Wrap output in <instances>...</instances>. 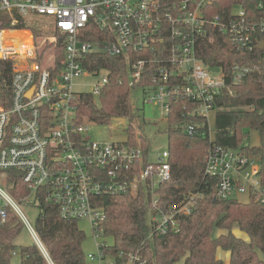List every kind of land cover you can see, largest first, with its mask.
Here are the masks:
<instances>
[{"label": "built area", "instance_id": "2783aa9c", "mask_svg": "<svg viewBox=\"0 0 264 264\" xmlns=\"http://www.w3.org/2000/svg\"><path fill=\"white\" fill-rule=\"evenodd\" d=\"M213 1L0 0V25L5 18L10 20V27H0V59L11 63L10 103L0 105V174L19 171L14 175L28 191L17 199L7 189V181L0 184V220L12 210L49 264L53 263L20 202L53 203L63 218L85 220L93 229L106 217L97 200L100 194H142L148 204V226L159 234L176 231L177 216L192 210L197 194L168 209L159 206L157 187L170 177L167 150L150 161L138 141L86 137L87 120L76 119V103L81 92L97 97L108 80V70H89L84 60L89 54L107 53L125 60L129 86L145 89V100L157 103L166 117L170 102L184 99L194 106L188 113L208 121L217 110L216 98L231 94L233 85L257 67L234 63L227 82L222 67L206 65L198 54V40L205 37L206 27L219 28L236 50L251 52L261 43L264 49V0H255L262 12L255 21L248 18L242 3L233 5L228 15L207 16L204 8ZM40 16H46V22L39 21ZM40 27L53 34L39 33ZM13 32H26L28 40ZM58 45L62 46L60 64ZM149 64L163 65L155 68L149 84L140 85ZM215 67L220 69L217 75L210 72ZM101 70V80L89 91L75 90V79ZM180 127L187 133L195 130L192 123ZM131 166L136 170L129 174L126 169ZM260 170L259 161L240 149L212 143L205 155V174L216 179L215 200L245 194L264 204ZM119 256L117 261L100 249L87 254L99 264H146L132 251ZM107 257L114 262H106Z\"/></svg>", "mask_w": 264, "mask_h": 264}, {"label": "trees", "instance_id": "16d2710c", "mask_svg": "<svg viewBox=\"0 0 264 264\" xmlns=\"http://www.w3.org/2000/svg\"><path fill=\"white\" fill-rule=\"evenodd\" d=\"M242 3L251 21L259 20L262 12L256 8L255 0H214L204 8L207 16L228 15L233 5ZM206 10V12H205ZM0 27H10L4 19ZM23 24H19L22 26ZM22 41H27L26 32H13ZM211 40H209V37ZM198 54L208 66H220L230 82V68L234 63L257 70L247 72L240 82L233 85L232 93H223L216 98L214 131L206 117L190 114L194 107L184 99L170 102L167 114L168 161L170 177L159 183V206L168 209L171 204L197 194L192 210L177 216L178 228L165 234L154 233L147 223V199L142 194L102 193L98 202L103 206L106 217L93 231L100 237H111L107 244L102 240L98 249L104 255H113L121 260L120 252H135L146 260V264H221L215 257L217 247L230 251L227 264H264L256 250L264 253V204L248 199L236 198L213 200L216 179L205 174V155L212 143L240 149L260 163V175L264 184V49L253 51L236 50L230 38L219 28L206 27L205 37L198 40ZM61 45L57 49V63L61 60ZM149 64L143 73L140 85L149 84L156 67ZM89 70H108V80L97 98L81 92L76 103L78 122L88 120L97 124H110L115 117L124 118L125 138L129 144L140 142L148 153V139L136 135L134 109L131 101L128 68L120 56L107 53L89 54L84 60ZM11 63L0 59V105L8 106L11 98ZM192 123L195 130L185 132L180 125ZM258 134V144L247 142L249 133ZM212 140V141H210ZM136 167L126 169L133 172ZM7 189L19 199L26 195L27 188L12 172L7 174ZM33 225L53 264H85L86 255L82 245L86 234L77 219L63 218L53 203L41 201ZM246 232L249 240L233 234V227ZM23 224L17 215L8 210L4 221L0 220V264H12L16 239ZM225 229L226 233L212 235L213 229ZM152 232V234H150ZM23 263L28 257L33 264H49L38 246L20 245Z\"/></svg>", "mask_w": 264, "mask_h": 264}, {"label": "rangeland", "instance_id": "374dc122", "mask_svg": "<svg viewBox=\"0 0 264 264\" xmlns=\"http://www.w3.org/2000/svg\"><path fill=\"white\" fill-rule=\"evenodd\" d=\"M39 21L46 22V16H40ZM41 26V25H40ZM44 35H52V30L39 29L38 31ZM210 72L213 75L220 73L219 68H212ZM104 74V70H101L98 75L95 76H81L78 79L74 80V88L78 91H89V88L96 82L100 81ZM145 89L140 86L131 87L130 95L131 101L134 109V126L136 128V135L145 136L148 139L149 149H148V159L150 161H155L168 146L167 138V119L166 116L162 113L160 106L155 102H147L145 100L146 93ZM97 98V97H95ZM214 121H215V112H211L208 115V122L210 129L214 131ZM88 125V130L84 133L86 137L91 138L92 140H122L125 138L124 129L126 124L118 123L114 120L110 124L101 125L91 121L85 122ZM127 123V122H126ZM247 142L256 145L258 144V134L251 130L247 139ZM8 177L6 173L0 174V184L4 181H7ZM238 200L242 202L248 201L247 195H240ZM20 208L28 218L29 222L33 224L34 219L36 218L39 209L36 205L29 206L24 202L19 203ZM79 227L84 230L86 234V239L83 242L82 248L86 255L85 264H99L98 261H92V259L87 257L88 253H96L98 250V244L104 240L107 244H111L113 239L111 237H100L99 234L94 233L90 224L81 220L78 221ZM234 229V231H233ZM232 232L237 237L243 239L242 232L237 231L238 227H233ZM227 230L214 228L212 235L216 236L222 233H226ZM236 231V232H235ZM246 241V240H245ZM17 248L15 249V254L12 255L11 262L12 264H23L22 257L20 254V245H32L34 244L33 238L30 235L29 230L24 226L20 235L16 239ZM106 262L113 263L111 257L105 259Z\"/></svg>", "mask_w": 264, "mask_h": 264}, {"label": "crops", "instance_id": "0c3cea01", "mask_svg": "<svg viewBox=\"0 0 264 264\" xmlns=\"http://www.w3.org/2000/svg\"><path fill=\"white\" fill-rule=\"evenodd\" d=\"M241 195H245V194H241ZM233 231H234V229H233ZM237 231L242 232L244 240H246V241L249 240V236H248V234L246 232L240 230L239 228L237 229ZM215 257H216L217 260L221 261V264H227L230 261V251L224 250L221 247H217V249L215 251ZM93 260L97 261L95 259H93Z\"/></svg>", "mask_w": 264, "mask_h": 264}, {"label": "water", "instance_id": "95a60500", "mask_svg": "<svg viewBox=\"0 0 264 264\" xmlns=\"http://www.w3.org/2000/svg\"><path fill=\"white\" fill-rule=\"evenodd\" d=\"M260 48H263V43H261L259 45ZM114 121L116 122H120V123H125V119L124 118H120V117H115L113 118ZM20 172L19 171H15L14 174L18 175ZM213 200H215V198H213ZM153 213V212H152ZM257 253V257L261 262H264V253L261 250H256ZM23 264H33V259L31 257H28L25 262Z\"/></svg>", "mask_w": 264, "mask_h": 264}]
</instances>
